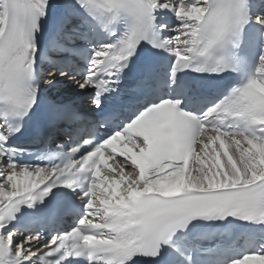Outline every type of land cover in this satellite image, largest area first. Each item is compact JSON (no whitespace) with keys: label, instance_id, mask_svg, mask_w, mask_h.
<instances>
[{"label":"snow or ice","instance_id":"snow-or-ice-1","mask_svg":"<svg viewBox=\"0 0 264 264\" xmlns=\"http://www.w3.org/2000/svg\"><path fill=\"white\" fill-rule=\"evenodd\" d=\"M50 6V0H0V264H63L70 257H86L89 264H169L173 252L183 264H229L226 256L202 261L187 255L177 234L194 220L232 218L264 227V41L245 32L253 19L250 0H64L67 15L48 51L72 52L87 70L68 61L59 77L95 90L97 109L112 94L119 99L103 121L89 120L71 105H53L54 117L80 121L78 131L101 143L85 139L93 150L65 165H19L7 159L14 150L2 145L20 132L9 124L37 104L36 33ZM159 11L171 12L177 23L157 26ZM122 18L128 21L123 37L101 42L97 28L115 37ZM255 23L264 28V16ZM65 41L88 47L69 48ZM143 42L175 58L173 82L182 71H235L257 43L260 54L247 82L200 117L182 111L180 100L160 99L124 119L121 74ZM51 75L50 85L57 74ZM146 83L137 82L134 90ZM113 120L117 129L103 139L100 130ZM108 160L114 167L102 175ZM57 187L82 188L85 214L78 226L46 243L39 234L16 243L17 233L6 228L20 206L43 203ZM230 264H264V243Z\"/></svg>","mask_w":264,"mask_h":264},{"label":"bare ground","instance_id":"bare-ground-1","mask_svg":"<svg viewBox=\"0 0 264 264\" xmlns=\"http://www.w3.org/2000/svg\"><path fill=\"white\" fill-rule=\"evenodd\" d=\"M52 10V8L48 9V12ZM47 12V13H48ZM162 13H171L168 11H159ZM45 17V16H44ZM43 17V18H44ZM41 22V21H40ZM57 57V56H56ZM51 74L55 73H49L45 76L44 82L42 83V88L46 90L47 94L50 95L53 98H60L63 100H69L72 99L74 96L82 92L81 90L73 81L70 80H63V77H56L55 76V82L54 84H48L47 81L52 78ZM65 140V139H64ZM22 240L16 239V243L21 242Z\"/></svg>","mask_w":264,"mask_h":264},{"label":"rangeland","instance_id":"rangeland-1","mask_svg":"<svg viewBox=\"0 0 264 264\" xmlns=\"http://www.w3.org/2000/svg\"><path fill=\"white\" fill-rule=\"evenodd\" d=\"M56 77H58V76H56ZM63 79V78H62ZM64 80V79H63ZM65 80H67V78H65Z\"/></svg>","mask_w":264,"mask_h":264}]
</instances>
